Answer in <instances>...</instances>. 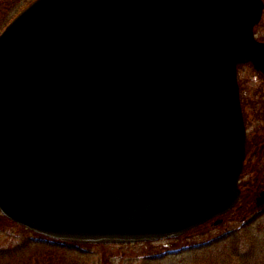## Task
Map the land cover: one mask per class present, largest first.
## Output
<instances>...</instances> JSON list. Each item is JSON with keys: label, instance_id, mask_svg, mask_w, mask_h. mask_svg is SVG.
<instances>
[{"label": "water", "instance_id": "1", "mask_svg": "<svg viewBox=\"0 0 264 264\" xmlns=\"http://www.w3.org/2000/svg\"><path fill=\"white\" fill-rule=\"evenodd\" d=\"M264 0H34L0 33V210L74 243L184 234L240 199L238 65ZM259 200L264 202V190Z\"/></svg>", "mask_w": 264, "mask_h": 264}, {"label": "rangeland", "instance_id": "2", "mask_svg": "<svg viewBox=\"0 0 264 264\" xmlns=\"http://www.w3.org/2000/svg\"><path fill=\"white\" fill-rule=\"evenodd\" d=\"M255 32L264 40V14ZM238 78L247 143L253 145L247 152L240 178L243 198L238 207L178 237L120 245L90 243L80 247L72 242L59 244L58 240L34 232L0 211V264H206L207 261L262 264L264 210L259 213L255 207V195L259 185L264 184V76L251 63H245L238 68Z\"/></svg>", "mask_w": 264, "mask_h": 264}, {"label": "trees", "instance_id": "3", "mask_svg": "<svg viewBox=\"0 0 264 264\" xmlns=\"http://www.w3.org/2000/svg\"><path fill=\"white\" fill-rule=\"evenodd\" d=\"M32 0H0V32L9 23V21L16 15L24 6L29 4ZM264 39V38H263ZM248 143V151L252 147ZM210 264H215L212 261ZM264 264V257L263 263Z\"/></svg>", "mask_w": 264, "mask_h": 264}, {"label": "flooded vegetation", "instance_id": "4", "mask_svg": "<svg viewBox=\"0 0 264 264\" xmlns=\"http://www.w3.org/2000/svg\"><path fill=\"white\" fill-rule=\"evenodd\" d=\"M262 185V184H261ZM261 185H259V187H258V189H257V194L255 195V202H256V208L257 209H259V213L261 212V211H263L264 210V202H261V201H259V196H260V193L262 192V190L264 189V184H263V186L261 187ZM261 187V188H260ZM261 191V192H260ZM242 198H243V194H241V198H240V201H239V204L241 203V200H242ZM239 204H238V206H239ZM237 206V207H238ZM59 244H66V243H64V242H58ZM74 246H76V247H80V245L81 244H73ZM112 245V244H111ZM116 245H120V244H116ZM19 247H21V246H19ZM22 248V247H21ZM18 252H19V250H16L15 251V254H18ZM28 255V254H27ZM26 256V255H25ZM25 256H19V257H21L22 259H24V258H26V260H28V262L30 261V258H28V257H25ZM29 257H31V256H29ZM17 261V260H16ZM204 261V260H203ZM206 264H210V262L209 261H207L206 262Z\"/></svg>", "mask_w": 264, "mask_h": 264}]
</instances>
